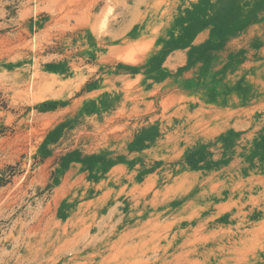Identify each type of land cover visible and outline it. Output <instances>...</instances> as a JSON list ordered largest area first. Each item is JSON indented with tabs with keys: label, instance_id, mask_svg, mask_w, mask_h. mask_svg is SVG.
<instances>
[{
	"label": "rangeland",
	"instance_id": "rangeland-1",
	"mask_svg": "<svg viewBox=\"0 0 264 264\" xmlns=\"http://www.w3.org/2000/svg\"><path fill=\"white\" fill-rule=\"evenodd\" d=\"M0 264H264V0H0Z\"/></svg>",
	"mask_w": 264,
	"mask_h": 264
}]
</instances>
